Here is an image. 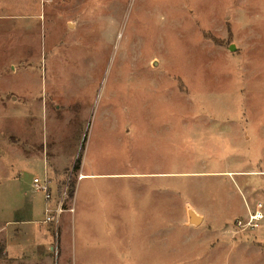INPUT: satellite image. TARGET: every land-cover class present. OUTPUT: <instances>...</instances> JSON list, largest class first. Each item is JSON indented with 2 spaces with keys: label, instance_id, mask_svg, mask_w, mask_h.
Listing matches in <instances>:
<instances>
[{
  "label": "rangeland",
  "instance_id": "rangeland-1",
  "mask_svg": "<svg viewBox=\"0 0 264 264\" xmlns=\"http://www.w3.org/2000/svg\"><path fill=\"white\" fill-rule=\"evenodd\" d=\"M80 150L165 176L83 180L78 205ZM258 201L264 0H0V264H264V221L231 228Z\"/></svg>",
  "mask_w": 264,
  "mask_h": 264
},
{
  "label": "built area",
  "instance_id": "built-area-1",
  "mask_svg": "<svg viewBox=\"0 0 264 264\" xmlns=\"http://www.w3.org/2000/svg\"><path fill=\"white\" fill-rule=\"evenodd\" d=\"M32 185L36 191H40L44 194V199L46 202H49L50 199V189L46 179L43 181L39 180L38 178H34ZM50 209L48 206L45 208V213L48 215L50 213ZM58 213L61 212L60 208H58ZM46 220H50L49 217ZM264 221V202L258 201L255 203L253 210H247L246 216L242 218H237L231 225V228L235 232H245L248 230L258 229L260 223Z\"/></svg>",
  "mask_w": 264,
  "mask_h": 264
},
{
  "label": "crops",
  "instance_id": "crops-1",
  "mask_svg": "<svg viewBox=\"0 0 264 264\" xmlns=\"http://www.w3.org/2000/svg\"><path fill=\"white\" fill-rule=\"evenodd\" d=\"M246 136H247V138L249 139V136H248V134H246ZM85 151H86V149H85ZM86 156H85V152H84V160H83V162H82V166H81V170H82V174H81V176H82V178L80 179V181L78 182V185H77V187H76V191L74 192V195H75V197H77L76 198V200H75V202H77V204H78V201H77V199H78V192H79V184H80V182H82L83 180H88V179H90V178H102V177H105V179H117V178H130V177H135V178H138V177H140V178H148V176H154V175H158V176H161V177H164L165 176V174L163 173V172H159V173H154V172H148V173H125V174H111V172L110 173H104V174H92V173H87V172H84L85 170V164H86V158H85ZM75 199V198H74ZM79 205V204H78ZM79 207V210H78V218H80V217H83V221L81 222L82 224H85L86 223V221L87 220H85V218L87 217V212L88 211H86L85 213H83L84 212V209H81L80 208V206H78ZM102 209V208H101ZM83 210V211H82ZM99 212V211H98ZM97 212V213H98ZM197 218V217H196ZM201 220L200 219H198V222L197 223H199ZM24 222H27V221H24ZM10 223H12V224H14L15 222L14 221H12V222H9V223H5V225H7V224H10ZM0 225H4V224H0ZM4 225V226H5ZM2 229H4V228H2ZM2 229H0V230H2ZM13 243H11L10 244V246H8V249H6V252H7V254H8V257H10L11 256V252H17V249H13V248H11L13 245H12ZM225 244H227V243H225ZM12 245V246H11Z\"/></svg>",
  "mask_w": 264,
  "mask_h": 264
},
{
  "label": "trees",
  "instance_id": "trees-1",
  "mask_svg": "<svg viewBox=\"0 0 264 264\" xmlns=\"http://www.w3.org/2000/svg\"><path fill=\"white\" fill-rule=\"evenodd\" d=\"M80 165H81V150H80L78 157L76 158L73 169L77 171L80 168ZM74 188H75V183L69 182L68 187H67V191H66V197L68 200H71L73 198Z\"/></svg>",
  "mask_w": 264,
  "mask_h": 264
},
{
  "label": "water",
  "instance_id": "water-1",
  "mask_svg": "<svg viewBox=\"0 0 264 264\" xmlns=\"http://www.w3.org/2000/svg\"><path fill=\"white\" fill-rule=\"evenodd\" d=\"M191 217H192L191 219H192V222H193V223H197V222H198V218H196V217H194V216H191Z\"/></svg>",
  "mask_w": 264,
  "mask_h": 264
}]
</instances>
